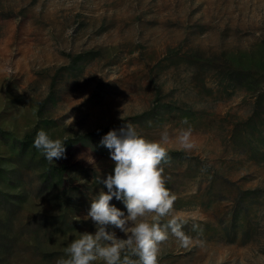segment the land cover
Wrapping results in <instances>:
<instances>
[{
    "label": "rangeland",
    "instance_id": "rangeland-1",
    "mask_svg": "<svg viewBox=\"0 0 264 264\" xmlns=\"http://www.w3.org/2000/svg\"><path fill=\"white\" fill-rule=\"evenodd\" d=\"M126 123L149 140L168 132L176 200L161 223L187 221L194 240L170 236L159 264H264V0H0V127L12 135L0 137V264L67 258L97 230L83 219L108 191L95 178L114 174L102 134L54 158L62 176L22 151L25 134ZM187 129L190 151L177 140Z\"/></svg>",
    "mask_w": 264,
    "mask_h": 264
},
{
    "label": "clouds",
    "instance_id": "clouds-1",
    "mask_svg": "<svg viewBox=\"0 0 264 264\" xmlns=\"http://www.w3.org/2000/svg\"><path fill=\"white\" fill-rule=\"evenodd\" d=\"M190 136V129L181 130L177 136L184 151L193 147ZM168 141L167 131L161 134L160 140H149L138 133L132 123H126L119 130H110L102 137L100 144L110 151L114 174L103 180L95 178L108 191H101L92 198L90 209L83 218L91 219L97 230L95 234L85 232L72 240L65 250L67 258L58 260L57 264H159L161 246L170 236L180 247L193 245V238L183 230L187 221L172 216L166 223H161L172 215L176 200L166 187L164 176L163 165L170 163L164 146ZM64 144L40 130L33 147L53 163L54 158H66ZM113 197L122 200L127 215L110 204ZM109 225L118 228L127 238H117L115 232L107 230ZM198 229L199 225H193L194 231ZM195 243L202 242L197 240Z\"/></svg>",
    "mask_w": 264,
    "mask_h": 264
},
{
    "label": "trees",
    "instance_id": "trees-1",
    "mask_svg": "<svg viewBox=\"0 0 264 264\" xmlns=\"http://www.w3.org/2000/svg\"><path fill=\"white\" fill-rule=\"evenodd\" d=\"M243 74L244 73L238 72V73L235 74V77L236 76H239V77L244 76ZM56 78H57V75L54 76V80H53V82L51 84L50 95L53 93V90H54V87H55V79ZM245 78H247V76H245ZM48 101H49V96L42 101L41 105L44 106L45 104L48 103ZM250 123H251V119H248L246 124H250ZM119 126H120L119 124L114 125V126H104V127H101V128H99V129H97L95 131L88 132V133H86L83 136H75V137H69V138L64 139L63 141L65 142L64 146H65V149H66L65 154L72 147H74V146H76L78 144H85V143L88 142V140H93L100 134H102L104 136L110 130L116 129ZM7 136H12V135H11V133L9 131H6V130H4V129H2L0 127V137L2 139H7L6 138ZM35 137H36V134L34 132H28V133L25 134L23 140L20 141V146L22 148V151H25L29 147H32L34 150H37L36 148L33 147V142H34ZM41 161L44 164L48 165L49 168L54 171V173H56L57 175H60V176H62L64 174V172L68 169V167L66 165H60V166L51 165L50 162H48L43 155L41 156Z\"/></svg>",
    "mask_w": 264,
    "mask_h": 264
}]
</instances>
